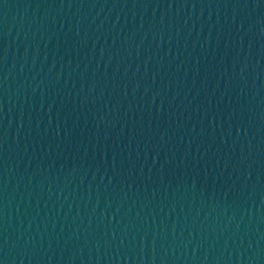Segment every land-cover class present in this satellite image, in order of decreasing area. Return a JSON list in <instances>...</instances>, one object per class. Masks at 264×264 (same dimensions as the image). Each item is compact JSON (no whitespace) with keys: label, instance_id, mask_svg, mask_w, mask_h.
I'll list each match as a JSON object with an SVG mask.
<instances>
[{"label":"water","instance_id":"95a60500","mask_svg":"<svg viewBox=\"0 0 264 264\" xmlns=\"http://www.w3.org/2000/svg\"><path fill=\"white\" fill-rule=\"evenodd\" d=\"M0 264H264V0H0Z\"/></svg>","mask_w":264,"mask_h":264}]
</instances>
